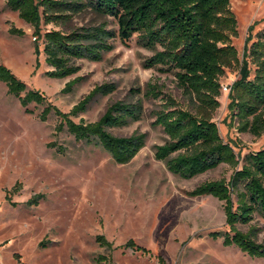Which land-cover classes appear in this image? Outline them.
<instances>
[{
	"label": "rangeland",
	"instance_id": "374dc122",
	"mask_svg": "<svg viewBox=\"0 0 264 264\" xmlns=\"http://www.w3.org/2000/svg\"><path fill=\"white\" fill-rule=\"evenodd\" d=\"M230 6L238 31L232 44L241 59L248 34L255 41L264 29V0H232ZM104 20L108 28L117 29L112 18L91 11L76 15L73 26ZM11 27L23 34H11ZM41 28L42 33L61 29L53 24ZM112 43L113 49L103 53L101 61L77 60V74L52 78L46 74L51 67L45 63L43 39H36L33 27L0 0V64L25 82L27 90L41 92L67 113L95 86L114 84L113 92L96 96L85 112L72 119L95 122L114 102L141 100L139 120L108 130L117 136L147 135L133 160L117 164L102 147L58 130L55 114L42 121L44 105L32 103L26 111L0 83V264H97L101 255L106 256L102 264H161L160 259L164 264H264L263 258L213 238L212 233L228 229L222 201L188 194L205 181H229L236 168L221 164L183 179L155 159V145L163 144L167 136L160 126H153L151 112L162 101L145 98L144 90L147 83H157L183 103L175 76L142 66L153 52L139 46L136 35L126 44L118 38ZM251 70L250 78L252 66ZM239 76L237 66L227 69L220 79L222 87H230ZM77 77L82 80L72 91L62 92ZM229 91L221 89L213 120L241 159L240 167L245 155L264 147V134L257 137L237 130L228 110ZM251 226L257 229V242L264 243V220L255 214L250 224L238 228L246 232ZM99 236L111 242V250L100 245ZM129 240L148 252L126 247Z\"/></svg>",
	"mask_w": 264,
	"mask_h": 264
},
{
	"label": "trees",
	"instance_id": "16d2710c",
	"mask_svg": "<svg viewBox=\"0 0 264 264\" xmlns=\"http://www.w3.org/2000/svg\"><path fill=\"white\" fill-rule=\"evenodd\" d=\"M232 0H5V6L34 29L36 39H43L45 63L51 67L46 74L64 79L78 73L77 60L93 62L113 49L116 38L126 44L137 36V44L153 52L142 66L172 73L182 92L183 103L163 91L157 83H147L144 97L160 99L158 109L151 112L153 126H160L167 136L155 145L154 156L164 162L167 170L183 179H191L221 164L236 168L229 181H205L189 191L192 197L213 196L224 203L228 229L212 233L222 238L223 245L236 246L251 257L264 259V243L256 240L253 226L244 232L238 225H248L255 214L264 220V147L241 159L230 143L220 136L214 113L220 107L221 77L235 66L239 78L230 86L228 110L239 132L254 136L264 134V29L252 41L246 37L242 58L238 57L232 38L236 37L237 19L231 10ZM91 11L97 16L112 18L117 29L108 28V21L97 25L74 27L76 15ZM42 24L61 27L42 33ZM11 34L22 35L11 27ZM250 43V44H249ZM253 67V76L250 78ZM82 80L77 77L66 83L62 92L72 91ZM0 83L21 105H44L40 119L53 113L59 118L58 130L66 129L77 141L102 147L117 164H127L145 146L146 133L117 136L109 128H119L141 118V100L135 103L117 101L110 104L95 122H75L98 95L114 91L115 85L95 86L70 112H62L48 102L41 92L27 90L5 65L0 64ZM238 167V168H237ZM97 241L108 251L112 244L104 236ZM126 247L147 249L129 240ZM106 256L98 257L102 264ZM160 263L164 262L160 259Z\"/></svg>",
	"mask_w": 264,
	"mask_h": 264
},
{
	"label": "built area",
	"instance_id": "2783aa9c",
	"mask_svg": "<svg viewBox=\"0 0 264 264\" xmlns=\"http://www.w3.org/2000/svg\"><path fill=\"white\" fill-rule=\"evenodd\" d=\"M229 89H230V87H228V86H223V87H222V90L225 91V92H228Z\"/></svg>",
	"mask_w": 264,
	"mask_h": 264
}]
</instances>
